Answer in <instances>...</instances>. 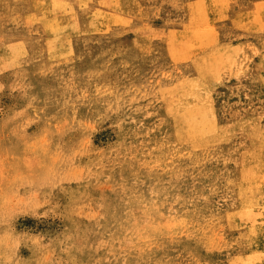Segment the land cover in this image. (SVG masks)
<instances>
[{
    "label": "rangeland",
    "instance_id": "obj_1",
    "mask_svg": "<svg viewBox=\"0 0 264 264\" xmlns=\"http://www.w3.org/2000/svg\"><path fill=\"white\" fill-rule=\"evenodd\" d=\"M79 1L0 0V264H264V0Z\"/></svg>",
    "mask_w": 264,
    "mask_h": 264
},
{
    "label": "bare ground",
    "instance_id": "obj_2",
    "mask_svg": "<svg viewBox=\"0 0 264 264\" xmlns=\"http://www.w3.org/2000/svg\"><path fill=\"white\" fill-rule=\"evenodd\" d=\"M80 1H81V0H80ZM80 1H79V2H80ZM83 1H84V0H83ZM104 1H105V0H104ZM120 1H121V0H120ZM127 1H128V0H127ZM201 1H202V0H201ZM84 2H86V0H85ZM84 2H83V3H84ZM110 2H111V1H110ZM114 2H115V1H114ZM195 2H196V1H195ZM108 3H109V2H108ZM112 3H113V2H112ZM115 3L118 4L117 2H115ZM135 3H137V2H135ZM202 3H203V1H202ZM202 3H200V5H201ZM217 3H219V2H217ZM79 4H80V3H79ZM129 4H130V3H129ZM196 4H197V3H196ZM203 4H204V3H203ZM203 4H202V5H203ZM111 5H112V4H111ZM114 5H115V4H114ZM189 5H190V4H189ZM198 5H199V3H198ZM77 6H78V5H77ZM101 6H102V4H101ZM103 6H104V5H103ZM105 6H106V4H105ZM84 7H86V6H84ZM134 7H135V6H134ZM136 7H137V6H136ZM197 7H198V6H197ZM200 7H201V6H200ZM200 7H198V8H200ZM203 7H204V6H203ZM104 8H105V7H104ZM123 8H124V7H123ZM198 8H197V9H198ZM227 8H228V6H227ZM135 9H136V10H139V9H137V8H135ZM256 9H257V8H256ZM209 10H210V9H209ZM263 10H264V9H263ZM93 11H95V10H93ZM125 11H126V9H125ZM130 11H131V10H130ZM139 11H141V10H139ZM205 11H206V10H205ZM260 11H261V10H260ZM95 12H96V11H95ZM114 12H115V11H114ZM209 12H210V11H209ZM137 13H138V12H137ZM253 13H254V12H253ZM257 13H258V12H257ZM66 14H67V13H66ZM68 14H69V13H68ZM71 15H72V14H71ZM93 15H94V14H93ZM112 15H113V14H112ZM112 15H111V16H112ZM136 15H137V14H136ZM138 15H139V14H138ZM202 15H203V13H202ZM206 15H207V14H206ZM225 15H226V14H225ZM247 15H248V14H247ZM251 15H252V14H251ZM73 16H74V14H73ZM98 16H99V15H98ZM114 16H115V15H114ZM198 16H199V15H198ZM216 16H217V15H216ZM255 16L257 17L256 14H255ZM96 17H97V16H96ZM69 18H70V17H69ZM93 18H95V17H93ZM117 18H119V17H117ZM216 18H217V17H216ZM71 19H72V17H71ZM99 19H100V18H99ZM114 19H115V18H114ZM114 19H113V20H114ZM142 19H144V18H142ZM222 19H223V18H222ZM222 19H221V20H222ZM236 19H237V18H236ZM236 19H235V20H236ZM258 19H259V18H258ZM96 20H97V19H96ZM115 20H116V19H115ZM122 20H123V18H122ZM124 20H125V19H124ZM124 20H123V22H124ZM126 20H127V19H126ZM128 20H130V19H128ZM245 20H246V19H245ZM90 21H91V20H90ZM204 21H205V20H204ZM225 21H226V20H225ZM251 21H252V19H251ZM261 21H262V20H261ZM91 22H92V21H91ZM123 22H122V25H123ZM242 22H243V20H242ZM249 22H250V21H249ZM115 23H116V21H115ZM120 23H121V22H120ZM243 23H244V22H243ZM68 24H69V23H68ZM188 24H189V23H188ZM208 24H209V23H208ZM233 24H234V23H233ZM247 24L249 25V23H247ZM255 24H256V23H255ZM263 24H264V22H263ZM72 25H73V24H72ZM72 25H71V26H72ZM87 25H88V24H87ZM118 25H119V24H118ZM124 25H126V24H124ZM124 25H123V26H124ZM144 25H145V24H144ZM189 25H190V24H189ZM234 25H236V24H234ZM244 25H245V23H244ZM64 26H65V25H64ZM64 26H63V27L61 26V28L63 29ZM66 26H67V25H66ZM66 26H65V27H66ZM68 26H70V25H68ZM88 26H90V25H88ZM145 26H146V25H145ZM182 26H184V25H182ZM186 26H187V25H186ZM192 26H193V25H192ZM203 26H204V25H203ZM205 26H206V25H205ZM211 26H212V24H211ZM261 26H262V25H261ZM124 27H125V26H124ZM148 27H149V26H148ZM188 27H189V26H188ZM195 27H196V26L194 25V28H195ZM201 27H202V26H201ZM201 27H200V28H201ZM258 27H259V26H258ZM140 28H141V27H140ZM142 28H143V27H142ZM146 28H147V27H146ZM146 28H145V29H146ZM189 28H190V27H189ZM191 28H192V27H191ZM197 28L199 29V26H198ZM204 28H205V27H204ZM204 28L202 27V29H204ZM206 28H207V27H206ZM72 29H73V28H72ZM143 29H144V28H143ZM149 29H150V28H149ZM235 29H236V28H235ZM262 29H264V27H263ZM87 30H88V29H87ZM130 30H131V29H130ZM132 30H133V29H132ZM141 30H142V29H141ZM189 30H190V29H189ZM200 30H201V29H199V31H200ZM204 30H205V29H204ZM209 30H211V29H209ZM72 31H73V30H72ZM108 31H109V29H108ZM127 31H128V30H127ZM133 31H134V30H133ZM138 31H139V30H138ZM205 31H208V29L205 30ZM212 31H213V30H212ZM242 31H243V30H242ZM245 31H246V30H245ZM258 31H259V30H258ZM136 32H137V30H136ZM154 32H155V31H154ZM246 32H247V31H246ZM95 33H96V32H95ZM104 33H106V32H104ZM132 33H133V32H132ZM205 33H206V32H205ZM171 34H174V33L171 32ZM70 35H71V34H70ZM87 35H88V34H87ZM133 35H134V34H133ZM214 35H215V32H214ZM135 36H136V35H135ZM229 36H230V35H229ZM240 36H241V35H240ZM127 37H128V36H127ZM148 37H149V36H148ZM159 37H160V36H159ZM69 38H70V37H69ZM143 38H144V37H143ZM145 38H146V37H145ZM149 38H150V37H149ZM172 39H173V38H172ZM211 39H212V38H211ZM152 40H153V39H152ZM157 40H158V39H157ZM241 40H242V39H241ZM147 41H148V40H147ZM186 41H188V40H186ZM212 41H213V40H212ZM138 42H139V41H138ZM140 42H141V41H140ZM184 42H185V41H184ZM230 42H231V41H230ZM172 43H173V41H172ZM172 43H171V45H172ZM177 43H180V44H181V42H177ZM187 43L189 44V42H187ZM209 43H210V42H209ZM238 43H239V41H238ZM238 43H237V44H238ZM263 43H264V42H263ZM263 43H262V44H263ZM151 44H153V43H151ZM151 44H150V45H151ZM157 44H158V43H157ZM215 44H216V43H215ZM231 44H232V43H231ZM246 44H247V43H246ZM173 45L176 46L175 44H173ZM216 45H217V44H216ZM187 46H188V45H186L185 47H187ZM227 46H228V45H227ZM227 46H226V47H227ZM232 46H233V45H232ZM232 46H230V47H232ZM243 46H244V45H243ZM259 46H260V45H259ZM149 47H150V46H149ZM188 47H189V46H188ZM188 47H187V48H188ZM192 47H193V46H192ZM210 47H211V46H210ZM222 47H223V46H222ZM224 47H225V45H224ZM240 47H241V46H240ZM244 47H245V46H244ZM252 47H253V46H252ZM252 47H251V48H252ZM177 48H178V47H177ZM177 48H176V49H177ZM181 48H182V47H181ZM187 48H186V49H187ZM190 48H191V47H190ZM220 48H221V47H220ZM232 48H233V47H232ZM148 49H150V48H148ZM152 49H153V48H152ZM173 49H174V48H173ZM176 49H175L174 52H176ZM178 49H179V51H180V47H179ZM188 49H189V48H188ZM243 49H244V48H243ZM248 49H249V48H248ZM248 49H247V50H248ZM253 49H254V48H253ZM136 50H138V49H135V51H136ZM150 50H151V49H150ZM169 50H171V49H169ZM213 50H214V49H213ZM151 51H152V50H151ZM177 51H178V50H177ZM181 51H182V50H181ZM234 51H235V50H234ZM250 51H251V49H250ZM252 51H255V50H252ZM126 52H127V51H126ZM170 52H171V51H170ZM174 52H171V54H173ZM246 52H247V51H246ZM210 53H211V52H210ZM241 54H242V53H241ZM251 54H252V53H251ZM258 54H259V53H258ZM262 54H263V53H262ZM175 55H177V53H176ZM197 55H198V54H197ZM260 55H261V54H260ZM263 55H264V54H263ZM173 56H174V54H173ZM178 56H179V55H178ZM206 56H207V55H206ZM238 56H239V55H238ZM257 56H258V55H257ZM257 56H256V57H257ZM170 57H171V56H170ZM235 57H237V56H235ZM261 57H262V56H261ZM244 58H245V56H244ZM259 58H260V57H259ZM191 59H192V58H191ZM252 59H253V57H252ZM189 60H190V59H189ZM199 60H200V59H199ZM250 60H251V58H250ZM257 60H258V59H257ZM244 61H245V59H244ZM185 62H187V61H185ZM198 62H199V61H198ZM200 62H202V61H200ZM200 62H199V63H200ZM233 62H234V61H233ZM242 62H243V61H242ZM202 63H203V62H202ZM257 63H258V62H257ZM206 64H207V63H206ZM206 64H204L205 67H206ZM229 64H230V63H229ZM238 64H239V63H238ZM256 65H257V64H256ZM257 66H258V65H257ZM224 67H225V66H224ZM240 67H241V66H240ZM244 67H245V66H244ZM203 68H204V67H203ZM205 69H206V68H204V70H205ZM207 70H208V69H207ZM207 70H206V72H207ZM220 70H221V69H220ZM234 70H235V69H234ZM238 70H239V69H238ZM245 70H246V69H245ZM261 70H262V69H261ZM210 71H211V70H210ZM227 71H228V70H227ZM227 71H226V72H227ZM229 71H230V70H229ZM202 72H203V71H202ZM235 72H237V71H235ZM245 72H246V71H245ZM221 73H222V72H221ZM238 73H239V72H238ZM261 73H262V72H261ZM206 74H207V73H206ZM223 74H224V73H223ZM229 74H230V73H229ZM233 74H235V73H233ZM226 75H227V74H226ZM238 75H239V74H238ZM244 75H245V74H244ZM240 76H242L241 73H240ZM218 77H220V76H218ZM222 77H223V76H222ZM204 78H205V77H204ZM229 78H230V77H229ZM237 79H238V78H236V80H237ZM263 79H264V78H263ZM205 80H207V79H205ZM227 80H228V79H227ZM236 80H235V81H236ZM203 82H204V81H203ZM225 82H226V81H225ZM178 83H179V82H178ZM184 83H185V82H184ZM204 83H205V82H204ZM217 83H218V82H217ZM220 83H221V82H220ZM226 84H227V83H226ZM201 85H202V84H201ZM206 85H207V84H206ZM181 86H182V84H181ZM181 86H180V87H181ZM176 88H177V87H176ZM176 88H175V89H176ZM190 88H191V87H190ZM195 88H196V87H195ZM207 88H208V87H207ZM216 88H217V87H216ZM178 89H179V88H178ZM187 89H188V88H187ZM263 89H264V88H263ZM189 90H190V89H189ZM204 90H205V89H204ZM184 92H185V91H184ZM186 93H187V92H186ZM188 93H189V92H188ZM205 93H206V92H205ZM208 93H209V92H208ZM189 94H190V93H189ZM181 95H182V94H181ZM193 95H194V94H193ZM193 95H192V96H193ZM199 95H200V94H199ZM256 95H257V94H256ZM123 96H124V95H123ZM186 96H187V95H186ZM209 96H210V95H209ZM178 97H179V96H178ZM190 97H191V96H189V98H190ZM193 97H194V96H193ZM195 98H197V100H199L198 98H200V97L198 96V97H195ZM231 98H232V97H231ZM119 99H120V98H119ZM184 99H185V98H184ZM193 99H194V98H193ZM202 99H205V97L202 98ZM206 99H207V98H206ZM208 99H209V97H208ZM194 100H195V99H194ZM186 101H187V100H186ZM204 101H205V100H204ZM206 101H208V100H206ZM223 101H224V98H223V99H220V102H221V103H222ZM246 101H247V100H246ZM178 103H179V102H178ZM196 103H197V102H196ZM203 103H204V102H203ZM205 103H206V102H205ZM180 104H181V103H180ZM198 105H199V103H198ZM181 106H183V105H181ZM184 106H185V105H184ZM195 106H196V104H195ZM209 106H211V105H209ZM260 106H261V105H260ZM123 107H124V106H123ZM190 107H191V106H190ZM201 107H202V106H201ZM201 107H200V108H201ZM262 107H263V105H262ZM187 108H188V107H187ZM191 108H192V107H191ZM210 108H211V107H210ZM198 109H199V108H198ZM185 110H186V108H185ZM200 111H201V110H200ZM236 111H237V110H236ZM181 112H182V111H181ZM206 112H207V111H206ZM178 113H180V112H178ZM207 114H208V113H207ZM178 115H179V114H178ZM258 115H259V114H258ZM211 116H212V115H211ZM245 118H246V117H245ZM253 118H254V117H253ZM194 119H195V118H194ZM199 119H200V118H199ZM255 119H256V118H255ZM182 120H183V119H182ZM242 121H243V120H242ZM244 121H245V120H244ZM233 122H234V121H233ZM239 122H240V121H239ZM250 122H251V121H250ZM213 123H214V121H213ZM213 123H212V124H213ZM240 123H241V122H240ZM242 123H244V122H242ZM214 125H215V124H214ZM236 125H237V124H236ZM239 125H240V124H239ZM239 125H238V127H239ZM255 125H256V124H255ZM220 126H221V125H220ZM253 126H254V124H253ZM261 126H262V125H261ZM261 126H260V127H261ZM197 127H200V126H197ZM235 127H236V126H235ZM243 127H244V126H243ZM260 127H259V128H260ZM239 128H240V127H239ZM179 129H180V128H179ZM202 129H204V128H202ZM215 129H216V128H215ZM206 130H207V129H206ZM229 130H230V129H229ZM238 130H239V129H238ZM240 130H241V129H240ZM227 131H228V130H227ZM253 131H254V130H253ZM179 132H180V131H179ZM201 132H202V131H201ZM204 132H205V131H204ZM210 132H211V131H210ZM210 132H209V134L211 135L212 132H211V133H210ZM230 132H231V131H230ZM230 132H229V134H230ZM207 133H208V132H207ZM246 133H247V132H246ZM178 134H180V133H178ZM214 134H215V135H218V134H216L215 132L213 133V135H214ZM227 134H228V132H227ZM231 134L233 135V133H231ZM174 135H175V134H174ZM176 135H177V134H176ZM206 135H208V134H206ZM224 135H225V134H224ZM237 135H238V134H237ZM256 135H257V134H255V136H256ZM261 135H264V134H261ZM211 136H212V135H211ZM230 136H231V135H230ZM206 137H208V136H206ZM221 137H224V136L221 135ZM245 137H247V136H245ZM177 138H178V136H177ZM177 138H176V139H177ZM180 138H181V137H180ZM180 138H178V139H180ZM187 138H188V137H187ZM225 138H226V137H225ZM188 139H189V138H188ZM207 139H208V138H207ZM209 139H210V138H209ZM223 140H224V139H223ZM227 140H229V139H227ZM190 141H191V140H190ZM219 141H220V139H219ZM225 141H226V140H225ZM191 142H192V141H191ZM206 142H207V141H206ZM217 142H218V140H217ZM258 142H259V141H258ZM175 143H176V142H175ZM179 143H180V142H179ZM207 143H208V142H207ZM221 143H222V141H221ZM259 143H261V142H259ZM193 144H194V143H193ZM201 144H202V143H201ZM198 145H199V143H198ZM207 145H208V144H207ZM215 145H216V144H215ZM179 146H180V145H179ZM249 146H250V145H249ZM180 147H182V146H180ZM208 147H209V146H208ZM236 147H237V146H236ZM255 147H256V144H255ZM178 148H179V147H178ZM190 148H191V147H190ZM202 148H203V147H202ZM204 148H205V147H204ZM248 148H249V147H248ZM176 149H177V148H176ZM254 149H255V148H254ZM183 150H184V149H183ZM192 150H193V149H192ZM204 150H205V149H204ZM207 150H208V149H207ZM228 150H229V149H228ZM233 150H234V149H233ZM194 151H195V150H194ZM211 151H212V150H211ZM242 151H243V150H242ZM188 152H189V151H188ZM188 152H187V153H188ZM192 152H193V151H192ZM195 152H196V151H195ZM245 152H246V151H245ZM250 152H251V151H250ZM252 152H253V151H252ZM257 152H259V151H257ZM187 153H186V154H187ZM203 153H204V152H203ZM209 153H210V152H209ZM239 153H240V152H239ZM253 153H254V152H253ZM253 153H251V154H253ZM180 154H181V153H180ZM207 154H208V153H207ZM245 154H246V153H245ZM187 155H188V154H187ZM202 155H203V154H202ZM247 155H249V153H248ZM259 155H260V154H259ZM206 156H207V155H206ZM257 156H258V155H257ZM207 157H208V156H207ZM234 158H235V157H234ZM197 159H198V158H197ZM208 159H209V158H208ZM224 159H225V158H224ZM251 159L253 160V158H251ZM257 159H259V158H257ZM260 159H261V158H260ZM205 160H206V157H205ZM255 160H256V159H255ZM216 161H217V160H216ZM219 161H220V160H219ZM223 161H224V160H223ZM226 161H228V160H226ZM203 162H204V161H203ZM211 162H212V161H211ZM245 162H246V161H245ZM257 162H258V161H257ZM239 163H240V162H239ZM242 163H243V161H242ZM247 163H250L249 160H248ZM197 164H201V163H197ZM220 164H221V163H220ZM225 164H226V163H225ZM250 164H251V163H250ZM181 165H183V163H182ZM193 165H194V164H193ZM195 165H196V164H195ZM222 165H223V164H222ZM222 165H221V166H222ZM246 165H247V164H246ZM262 165H263V164H262ZM198 166H199V165H197L196 167H198ZM201 166H202V165H201ZM231 166H232V164H231ZM238 166H239V165H238ZM259 166H260V164H259ZM263 166H264V165H263ZM189 167L191 168L192 166H189ZM189 167H188V169H189ZM194 168H195V167H194ZM236 168H237V167H236ZM184 169H185V168H184ZM217 169H218V168H217ZM221 169H222V168H221ZM181 170H182V169H181ZM263 170H264V169H263ZM201 171H202V170H201ZM221 171H222V170H221ZM260 171H261V170H260ZM222 172H223V171H222ZM241 172H242V171H241ZM241 172H240V173H241ZM263 172H264V171H262V173H263ZM180 173H181V172H180ZM193 174H195V173H193ZM176 175H177V174H176ZM216 175H218V174H216ZM263 175H264V174H263ZM263 175H262V176H263ZM182 177H183V176H182ZM184 177H185V176H184ZM155 178H156V177H155ZM199 178H200V177H198V179H199ZM157 179H158V178H157ZM198 179H197V180H198ZM200 179H201V178H200ZM242 179H244V178H242ZM259 179H260V178H259ZM182 180H183V179H182ZM209 180H210V179H209ZM250 180H251V179H250ZM186 181H187V180H186ZM206 181H207V180H206ZM230 181H231V180H230ZM241 181H242V180H241ZM236 182H237V181H236ZM248 182H249V181H248ZM258 182H259V181H258ZM200 183H201V182H200ZM221 183H223V182L221 181ZM226 183H227V182H226ZM234 183H235V182H234ZM249 183H250V182H249ZM204 184H205V183H204ZM235 184H236V183H235ZM250 184H251V183H250ZM234 186H235V185H234ZM252 186H253V184H252ZM257 186H258V184H257ZM257 186H256V187H257ZM220 187H221V185H220ZM220 187H219V188H220ZM247 187H248V186H247ZM249 187H250V186H249ZM249 187H248V188H249ZM234 188H235V187H234ZM238 188H239V187H238ZM240 188H241V187H240ZM244 188H246V187H244ZM254 188H255V187H254ZM212 189H213V188H212ZM221 189H222V188H221ZM250 189H251V187H250ZM250 189H249V191H250ZM176 190H177V189H176ZM243 190H244V189H243ZM204 191H205V190H204ZM238 191H239V190H238ZM238 191H237V192H238ZM241 191H242V190H241ZM218 192H219V191H218ZM237 192H236V194H237ZM249 193H250V192H249ZM249 193H248V194H249ZM181 194H182V193H181ZM219 194H220V193H219ZM251 194H254V195H255V193H251ZM199 195H200V194H199ZM245 195H246V194H245ZM263 195H264V194H263ZM263 195H262V196H263ZM202 196H203V195H202ZM212 196H213V195H212ZM249 196H251V195H249ZM237 197H238V195H237ZM237 197H236V198H237ZM241 197H242V196H239L240 199H241ZM245 197H246V196H244V198H245ZM210 198H211V197H209L208 199L210 200ZM258 198H259V197H258ZM192 199H193V197H192ZM192 199H190V200H192ZM205 199H206V198H205ZM208 199H207V200H208ZM242 199H243V198H242ZM251 199H252V198H251ZM251 199H250V200H251ZM185 200H187V199H185ZM223 200H224V199H223ZM178 201H179V200H178ZM197 201H198V200H197ZM228 201H229V200H228ZM253 201H254V200H253ZM191 202H192V201H191ZM221 202H222V201H221ZM225 202H226V201H225ZM184 203H185V202H184ZM200 203H201V202H200ZM203 203H204V202H203ZM181 204H182V203H181ZM250 204H251V202H250ZM189 205H190V204H189ZM194 205H195V204H194ZM219 205H220V204H219ZM234 205H235V204H234ZM246 205H248V204L246 203ZM261 205H262V204H261ZM199 206H201V205H199ZM240 206H241V205H240ZM255 206H256V205H255ZM183 207H184V206H183ZM244 207H245V206H244ZM239 208H240V207H239ZM239 208H238V209H239ZM192 209H193V208H192ZM194 209H195V208H194ZM238 209H237V210H238ZM247 209H248V208H247ZM190 210H191V209H190ZM206 210H207V208H206ZM243 210H245V209H243ZM251 210H252V209H251ZM257 210H258V208H257ZM263 210H264V209H262V211H263ZM183 211H184V210H183ZM239 211H240V210H239ZM191 212H192V211H191ZM197 212H198V211H197ZM258 212H259V211H258ZM200 213H201V212H200ZM203 213H204V212H203ZM193 214H194V213H193ZM196 214H197V213H196ZM196 214H194V215H196ZM234 214H235V213H234ZM194 215H193V216H194ZM208 215H209V214H208ZM231 215H232V214H231ZM233 216H234V215H233ZM233 216H232V217H233ZM185 217H186V216H185ZM190 217L192 218V216H190ZM190 217H189V219H191ZM200 217H201V215H200ZM235 217H236V216H235ZM195 219H197V218H195ZM208 219H209V217H208ZM211 219H212V218H211ZM242 219H243V218H242ZM199 220H200V219H199ZM205 220H206V219H205ZM188 221H189V220H188ZM261 221H262V220H261ZM194 222H195V221H194ZM194 222H193V223H194ZM208 222H209V221H208ZM210 222H211V221H210ZM212 222H213V221H212ZM249 222H250V221H249ZM185 223H186V221H185ZM214 223L216 224V222H214ZM214 223H213V224H214ZM222 223H223V222H222ZM195 224H196V223H195ZM204 224H205V223H204ZM210 224H211V223H210ZM165 225H166V224H165ZM165 225H164V226H165ZM187 225H188V224H187ZM243 225H244V224H243ZM138 226H139V225H138ZM189 226H190V225H189ZM196 226H198V225H196ZM201 226H202V225H201ZM206 226H207V225H206ZM208 226H209V225H208ZM244 226H245V225H244ZM194 227H195V226H194ZM209 227H210V226H209ZM215 227H216V226H215ZM248 227H249V226H248ZM189 228H190V227H189ZM197 228H199V227H197ZM197 228H196V229H197ZM205 228H206V227H205ZM233 228H234V227H233ZM139 229H140V227H139ZM194 229H195V228H194ZM202 229H203V228H202ZM206 229H207V228H206ZM208 229H209V228H208ZM215 229H216V228H215ZM231 229H232V228H231ZM182 230H183V229H182ZM185 230H186V228H185ZM203 230H204V229H203ZM203 230H202V231H203ZM211 230H213V228H212ZM253 230H254V229H253ZM169 231H170V230H169ZM247 231H248V230H247ZM254 231H255V230H254ZM182 232H183V231H182ZM191 232H192V231H190V233H191ZM207 232H208V231H207ZM212 232H213V231H212ZM250 232H252V231H250ZM250 232H249V233H250ZM183 233H184V232H183ZM188 233H189V232H188ZM135 234H136V233H135ZM194 234H195V233H194ZM197 234H198V233H197ZM202 234H203V233H202ZM180 235H181V234H180ZM180 235H178V236H180ZM189 235H190V234H189ZM192 235H193V234H192ZM195 235H196V234H195ZM200 235H201V233H200ZM185 236H186V235H185ZM203 236H204V234H203ZM252 236H253V235H252ZM172 237H173V236H172ZM175 237H176V236H175ZM182 237H183V236H182ZM194 237H195V236H194ZM208 237H210V236H208ZM211 237H212V236H211ZM160 238H161V237H160ZM196 238H197V237H196ZM201 238H205V237H201ZM201 238H200V239H201ZM242 238H243V237H242ZM205 239H206V238H205ZM207 239H208V238H207ZM263 239H264V238H263ZM190 240H191V239H190ZM196 240H197V239H196ZM210 240H212V239H210ZM230 240H231V239H230ZM238 240H239V239H238ZM139 241H140V240H139ZM139 241H138V242H139ZM199 241H200V240H199ZM208 241H209V239H208ZM238 242H239V241H238ZM238 242H237V243H238ZM193 243H195V242H193ZM231 243H234V242L231 241ZM239 243H240V242H239ZM147 244H148V243H147ZM149 244H150V243H149ZM196 244H197V243H196ZM216 244H217V243H215L214 245H216ZM191 245H192V243H191ZM242 245H243V244H242ZM246 245H247V244H246ZM211 246H212V245H211ZM218 246H219V245H218ZM229 246H230V244H229ZM236 246H237V245H236ZM240 246H241V245H240ZM145 247H146V244H145ZM148 247H149V246H148ZM177 247H178V246H177ZM202 247H203V246H202ZM207 247H208V246H207ZM213 247H214V246H213ZM238 247H239V245H238ZM247 247H248V246H247ZM155 248H156V247H155ZM211 248H212V247H211ZM233 248H234V247H233ZM243 248H244V247H243ZM243 248H242V249H243ZM137 249H138V248H137ZM148 249H149V248H148ZM189 249H190V248H189ZM226 249H227V248H226ZM244 249H245V248H244ZM244 249H243V250H244ZM247 249H248V248H247ZM191 250H192V248H191ZM223 250H224V249H223ZM227 250H228V249H227ZM233 250H234V249H233ZM156 251H157V250H156ZM202 251H203V250H201V252H202ZM231 251H232V250H231ZM249 251H250V250H249ZM139 252H140V251H139ZM139 252H138V253H139ZM141 252H142V251H141ZM196 252H197V250H196ZM227 252H228V251H227ZM241 252H242V251H241ZM255 252H256V251H255ZM259 252H260V251H259ZM144 253H145V252H144ZM231 253H232V252H231ZM247 253H248V252H247ZM263 253H264V252H263ZM245 254H246V253H245ZM148 255H149V254H148ZM218 255H219V254H218ZM221 255H223V254H221ZM238 255H239V254H238ZM243 255H244V254H243ZM256 255H257V254H256ZM150 256H151V255H150ZM154 256H155V255H154ZM195 256H196V255H195ZM244 256H245V255H244ZM244 256H243V257H244ZM259 256H260V255H259ZM259 256H258V257H259ZM139 257H140V256H139ZM196 257H197V256H196ZM222 257H223V256H222ZM232 257H233V255H232ZM250 257H251V256H250ZM147 258H148V257H147ZM194 258H195V257H194ZM233 258H234V257H233ZM256 258H257V257H256ZM138 259H139V258H138ZM138 259H137V260H138ZM197 259H198V258H197ZM220 259H221V258H220ZM236 259H237V258H236ZM253 259H254V258H253ZM231 260H232V259H231ZM254 260H255V259H254ZM258 260H259V259H258ZM262 260H263V259H262ZM235 261H236V260H235ZM237 261H238V260H237ZM246 261H247V260H246ZM251 261H252V260H251ZM132 262H133V261H132ZM150 262H151V260H150ZM228 262H229V261H228ZM233 262H234V261H233ZM249 262H250V260H249ZM249 262H248V263H249ZM257 262H258V261H257ZM218 263L220 264V262H217V264H218ZM248 263H247V264H248ZM151 264H152V263H151ZM153 264H154V263H153ZM244 264H245V263H244Z\"/></svg>",
    "mask_w": 264,
    "mask_h": 264
}]
</instances>
